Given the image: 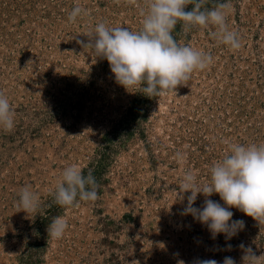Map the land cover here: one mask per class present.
Wrapping results in <instances>:
<instances>
[{
    "label": "rangeland",
    "instance_id": "rangeland-1",
    "mask_svg": "<svg viewBox=\"0 0 264 264\" xmlns=\"http://www.w3.org/2000/svg\"><path fill=\"white\" fill-rule=\"evenodd\" d=\"M75 6L86 15L71 23ZM146 11V0H0V92L15 112L14 128H0V264H223L226 256L242 264L241 243L264 264V223L232 208L243 230L213 239L182 215L191 193L177 197L186 171L208 183L232 144H264V0H231L238 49L215 26L178 23L174 38L213 62L176 93L151 98L119 86L107 60L78 43L100 22L138 31ZM73 164L92 171L99 198L62 208L54 193ZM26 186L39 196L36 213L17 207ZM56 216L68 223L59 240L47 233Z\"/></svg>",
    "mask_w": 264,
    "mask_h": 264
},
{
    "label": "clouds",
    "instance_id": "clouds-1",
    "mask_svg": "<svg viewBox=\"0 0 264 264\" xmlns=\"http://www.w3.org/2000/svg\"><path fill=\"white\" fill-rule=\"evenodd\" d=\"M135 0H129L134 3ZM206 0H146L147 11L143 15L142 28L132 31L127 27H108L104 22L95 26L88 43L78 41L85 48L94 50L96 57L106 59L115 82L127 92L139 88L142 95L165 96L176 93L180 86H186L191 74L206 69L212 62L211 54L195 50L179 43L173 36L178 23L182 30L190 31L195 26H215L213 33L217 39L238 49L240 39L236 31L227 27V10L231 0H223L215 8H204ZM192 5L191 11H185ZM86 15L85 9L75 6L68 16L71 23ZM142 86V87H141ZM15 112L8 98L0 92V128L11 131L14 128ZM179 157V153L177 154ZM210 182L197 184L191 171L185 172L177 197H187V205L182 215H191L201 225L206 226L215 239L223 234L226 240L243 230L245 221L233 220L230 209L235 208L245 216L264 223V144H232L229 154L215 163L211 169ZM99 185L92 171L85 175L78 165L67 166L60 182L56 185L54 200L62 208L78 207L80 201L95 202ZM218 195L223 205L210 199ZM198 195L204 196L202 207H193ZM17 207L26 214L36 213L41 208L38 194L26 186L21 189ZM19 211V212H20ZM68 223L62 216H56L47 227L48 237L62 239ZM242 264H262V257L243 243ZM231 248V245H228ZM178 264H184L179 261ZM193 264H218L213 259H197ZM223 264H236L226 256Z\"/></svg>",
    "mask_w": 264,
    "mask_h": 264
}]
</instances>
